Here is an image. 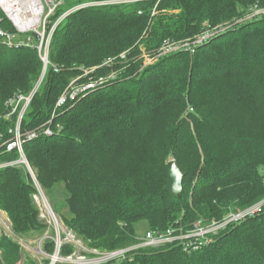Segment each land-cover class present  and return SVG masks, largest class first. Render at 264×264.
<instances>
[{"label": "trees", "instance_id": "1", "mask_svg": "<svg viewBox=\"0 0 264 264\" xmlns=\"http://www.w3.org/2000/svg\"><path fill=\"white\" fill-rule=\"evenodd\" d=\"M158 1L89 7L69 16L55 35L51 66L22 132L52 120L59 98L80 74L76 67H96L128 50L129 57L137 55V43L146 36L143 43L153 52L166 40L195 36L205 22H233L250 7L264 5V0H161L159 8L178 4L181 12L152 18ZM195 55L161 58L132 80L125 76L90 91L58 110L51 127L57 132L61 126V133L24 145L44 191L52 194L63 185L68 192L72 216L65 225L89 247H130L140 242L139 223L156 232L187 230L264 199V18L231 28ZM42 71L36 51L0 46V134L5 140L15 127L14 119L2 118L7 103L28 95ZM108 72L105 67L90 76ZM8 154L19 158L17 151L1 149L0 163ZM170 156L184 173L177 199L165 191ZM27 176L22 169L0 168V209L17 235L39 239L46 227L39 224L31 197L36 190ZM46 249L54 252V242ZM73 251L63 248L64 255ZM19 260V244L3 236L0 264ZM108 264H264V213L210 235V242L196 249L180 244L141 248Z\"/></svg>", "mask_w": 264, "mask_h": 264}, {"label": "built area", "instance_id": "2", "mask_svg": "<svg viewBox=\"0 0 264 264\" xmlns=\"http://www.w3.org/2000/svg\"><path fill=\"white\" fill-rule=\"evenodd\" d=\"M135 1L141 0H117L116 2H112V0H0V46H5L9 49L36 51L45 67L44 71L46 74L49 66H51L50 58L55 35L69 16L89 7L112 4L121 5ZM71 4L72 6L64 9L67 5ZM260 18H264V8L255 5L250 7L241 17L229 24L212 26L209 23H205V30L193 39L188 38L178 41L166 40L159 51V58H147L149 59L147 61L149 63H143L142 68L144 69L146 66L155 63L161 57L178 53L195 54L200 47L224 34L231 28ZM5 22L6 25H4ZM119 57L120 58H109L102 66L116 68V65L120 61L125 60L127 56L126 53H123ZM79 70L82 71L83 68H79ZM118 70L120 71V69ZM118 70L114 71L119 74ZM59 71L60 69L55 67V72ZM91 71V73L95 72L94 70ZM88 74L71 80L56 104V110L53 113L52 120H50L48 124L35 129L36 131L32 134L33 137L30 136V132H22L21 125L42 82H40L28 95L18 94L7 103L9 112L5 120L12 121L14 119L15 127L9 131V134L13 135L11 138L5 140V135L0 134V149L5 150L6 153L18 152L19 158L15 161L6 163L7 168L25 169L26 174H28V176L30 175L36 190L34 198L39 203L38 206L41 210V212H39L40 220L50 226V230L46 231L41 238L33 242V245H35V257L40 260L41 264H43V261L45 264H108L121 262L130 257L132 252L141 248H161L173 244L183 245L185 250L196 249L200 243H209L210 235L218 234L220 231L228 229L231 225L239 224L247 218H252L264 213V199H262L244 210L230 213L223 220L218 222L209 224L197 222L192 228L187 230L178 227L170 228L165 232L147 230L138 244L122 249L112 251L91 247L89 249L81 239L77 238L76 233L65 226L57 216L44 189L38 181L37 174L35 175L36 172L30 166L24 154V145L32 139L42 135L49 137L62 132L61 126L57 127V132L51 127L53 119L59 109L70 102H75L83 98V96L90 91H94L118 79L115 73L108 77H100V79L96 81L87 83L82 82V78ZM51 228H53L54 231H51ZM49 242H54L55 244V249L52 253L48 252L46 249V245ZM66 246H72L73 250L74 248H79L88 251V253L77 254V252L73 251L70 255H64L63 248Z\"/></svg>", "mask_w": 264, "mask_h": 264}, {"label": "rangeland", "instance_id": "3", "mask_svg": "<svg viewBox=\"0 0 264 264\" xmlns=\"http://www.w3.org/2000/svg\"><path fill=\"white\" fill-rule=\"evenodd\" d=\"M117 0H112V2H116ZM126 1H128V0H126ZM135 2H139V1H135ZM135 2H132V3H135ZM140 2H143V0H141ZM161 3V0H159L157 3H156V5H155V8H153L152 9V11H151V17L152 18H157V17H159L160 15H163V14H166V15H174V14H179L180 12H181V8L180 7H178V4H174V5H171V6H169V7H166V8H159V4ZM127 4H131V3H127ZM112 5H117V4H112ZM121 5H125V4H121ZM97 7H103V6H97ZM259 7L260 8H264V5H259ZM68 7H65L64 9H67ZM243 9H241L240 10V12L242 11ZM237 19V18H236ZM232 22V21H231ZM231 22H226L227 24H229V23H231ZM205 23H209V22H205ZM205 23L203 24V26H202V31L203 30H205ZM226 23H224L225 25H226ZM210 24V23H209ZM221 25H223V24H221ZM201 31V32H202ZM200 32V33H201ZM200 33H198V34H200ZM198 34H196L195 36H193V37H191V38H189V39H193L194 37H196ZM147 38V36L144 38V39H146ZM143 39V37L139 40V42L137 43L138 44V50H139V53H137V55L135 54V53H131L132 55L129 57V52H131V50H128V51H126V52H123V53H126V59L125 60H122V61H120L117 65H116V68H108L109 69V72L108 73H106V74H104V76H100V77H108V76H110L111 74H115L116 75V77L118 76V79L117 80H122L121 78H125V76H126V79H123V80H132L133 78H135L141 71H143V70H145L146 68H149V67H151V66H153V65H155L157 62H159V60L161 59V58H164V57H161L160 59H158L155 63H153V64H151V65H148V66H146V68H142V66L141 65H143V63H149V62H147L149 59H147V58H149V57H151V58H159V51L161 50V48H162V46L161 47H159L157 50H155V51H153V52H150V51H148L147 50V47L145 46V44L143 43V41H144V39ZM188 39V38H187ZM122 53V54H123ZM158 53V54H157ZM149 54H151V55H149ZM196 54V53H195ZM195 54H191V58L193 59L196 55ZM121 55V54H120ZM120 55H118V56H116V57H111V58H120L119 56ZM146 55H149V56H146ZM156 55V56H155ZM146 56V57H145ZM171 56V55H170ZM167 57V56H166ZM109 59V58H108ZM108 59H106L105 60V62L108 60ZM147 59V60H146ZM162 60V59H161ZM160 60V61H161ZM105 62L103 63V64H105ZM129 62H131V64H128V65H126V66H124V67H120L122 64H125V63H129ZM103 64H101V65H98V66H96V67H92V68H90V67H76L78 70H79V68H83V70L82 71H80V74L79 75H77V77H81V76H84V75H86V74H88L89 73V70H90V73L92 72L91 70H94V71H96V70H100V69H103V68H105V66H102ZM132 64H134V65H140L141 66V69L139 70V69H137L136 67H132ZM120 67V68H119ZM44 66H43V71H42V75H41V77L38 79V81L36 82V84H35V86H34V88L33 89H35V87L36 86H38L39 85V83L40 82H42L43 83V81H44V79H45V71H44ZM94 68H97V69H94ZM130 68L133 70V74L132 75H130ZM133 68H135V69H133ZM118 69H120V71L118 70ZM114 70H118L119 71V74H117V72H115ZM139 70V71H138ZM114 71V72H113ZM90 73L87 75V76H85V77H83L82 78V82H84V83H87V82H91V81H96V80H99L100 79V77H98V76H90ZM92 74V73H91ZM77 77H75V78H77ZM128 78V79H127ZM116 80V81H117ZM116 81H114V83L116 82ZM42 83L40 84V86H39V89H40V87H41V85H42ZM110 84H113V82L112 83H110ZM109 85V84H108ZM105 86H107V85H105ZM105 86H103V87H105ZM103 87H100V88H103ZM33 89L29 92V93H31L32 91H33ZM38 89V90H39ZM98 89V88H97ZM14 97V96H13ZM12 97V98H13ZM11 98V99H12ZM10 99V100H11ZM9 100V101H10ZM80 100V99H79ZM8 108V110H7V113L9 112V107H7ZM56 110V106H55V109H54V111ZM7 113H5L4 115H3V117L2 118H4L5 119V117H6V115H7ZM57 114V113H56ZM58 127V126H57ZM11 128V127H10ZM11 129H13V128H11ZM36 130H31V131H28V132H30V136L31 137H33L32 136V134L35 132ZM43 137H44V135H42ZM45 137H47V136H45ZM38 138H40V137H38ZM35 139H37V138H35ZM32 140H34V139H32ZM31 140V141H32ZM0 151H1V149H0ZM3 151V150H2ZM24 154H25V151H24ZM26 155V154H25ZM6 161H3V162H1L0 163V167H2V168H7V165H6V163H9L10 161H15L16 159H13L12 157H11V155L10 154H8L7 156H6ZM170 160H174V158H173V156H170L168 159H167V161L169 162ZM29 162V161H28ZM30 163V162H29ZM30 166L34 169V171L36 172L35 173V175L37 174V170H36V168L35 167H33L32 166V164L30 163ZM10 168V167H9ZM11 169H19V168H12L11 167ZM23 170V173H25L26 174V170L25 169H22ZM262 173H263V175H264V170H262ZM26 176H27V174H26ZM37 177H38V174H37ZM27 178L28 179H30L31 180V182H32V179L30 178V175L29 176H27ZM33 183V182H32ZM35 188V187H34ZM45 194H46V196H47V198H48V200H49V202H50V204H51V206H52V208H53V210L55 211V213L57 214V216L60 218V220L63 222V224L65 225V222H64V219H71V213H70V210H69V207H68V205H67V199L69 198V194H68V192L65 190V188H64V186L63 185H59L58 186V188H57V190L54 192V193H52V194H49L48 192H46L45 191ZM34 195H35V191H34V193L31 195V197H32V200H33V203L37 206V208H38V210H40V207L38 206L39 205V203L35 200V198H34ZM39 212H41V210L39 211ZM39 224L40 225H43V226H45L46 227V231H48V230H50V226H48V224L46 225V223L45 222H43V221H41L40 220V215H39ZM66 226V225H65ZM135 229H136V234H137V236L141 239V238H143L144 237V235H145V232L147 231V230H150V228L148 227V224L146 223V222H142V223H139V224H137L136 226H135ZM45 231V232H46ZM51 231H54L53 230V228H51ZM77 235V234H76ZM3 236H5V237H8V238H10V239H12L14 242H16L17 244H19V246H20V260H19V262L17 263V264H28V262H30V260L31 261H34L36 264H41V262H40V260H38L36 257H35V251H34V248H35V245H33V242L34 241H36V240H38V239H36V238H34V239H29V238H24V237H21L20 235H17L16 233H15V231H14V229H13V224H12V221H11V219H10V217H9V215H8V213L7 212H5V211H3V210H1L0 209V239L3 237ZM64 236V235H63ZM77 238H79L80 239V237L77 235ZM83 241V240H82ZM84 242V241H83ZM85 243V245L86 246H88L87 245V243L86 242H84ZM88 248L90 249V247L88 246ZM74 252H77V254H79V253H81V254H83V253H88V251H85V250H81V249H79V248H74ZM43 264H45V262L43 261L42 262Z\"/></svg>", "mask_w": 264, "mask_h": 264}, {"label": "water", "instance_id": "4", "mask_svg": "<svg viewBox=\"0 0 264 264\" xmlns=\"http://www.w3.org/2000/svg\"><path fill=\"white\" fill-rule=\"evenodd\" d=\"M168 168V183L165 187V191L173 198L177 199L183 192L184 173L179 168L176 160H170L168 162Z\"/></svg>", "mask_w": 264, "mask_h": 264}]
</instances>
